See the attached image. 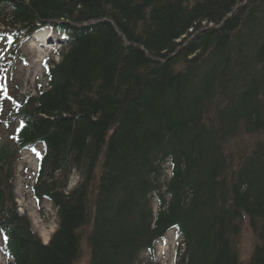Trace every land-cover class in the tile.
Here are the masks:
<instances>
[{"label":"trees","instance_id":"16d2710c","mask_svg":"<svg viewBox=\"0 0 264 264\" xmlns=\"http://www.w3.org/2000/svg\"><path fill=\"white\" fill-rule=\"evenodd\" d=\"M40 26L57 59L0 115L4 264H73L82 243L87 264H158L170 230L173 264H241L243 222L246 264H264V0H0L10 73ZM24 150L36 205L55 209L46 244L14 200Z\"/></svg>","mask_w":264,"mask_h":264},{"label":"rangeland","instance_id":"374dc122","mask_svg":"<svg viewBox=\"0 0 264 264\" xmlns=\"http://www.w3.org/2000/svg\"><path fill=\"white\" fill-rule=\"evenodd\" d=\"M40 38V36H39ZM42 39V38H41ZM4 41L0 40V115L5 116L10 108V103L18 98L21 93H34L35 85L44 84L42 60L56 59L55 53L56 42H38L33 38H29L21 42L19 52L25 56L24 62H19L13 73H10L8 61L10 59L5 56ZM4 56H1L3 55ZM15 77L20 83L17 95L12 91L11 78ZM15 97H14V95ZM0 138L5 139L9 134L10 128L0 126ZM254 138L242 136L234 141L228 142L227 151H234L235 144L237 147L248 149L253 143ZM36 168V159L30 151L22 152L20 161L17 162L16 179L14 181V197L18 206V212L25 214L29 220L31 228L41 238L43 243H46L56 227L55 209L50 203H44L42 206H37L30 192L29 186L32 184L33 174ZM77 181V176L73 173L69 180V187L73 186ZM178 238L169 231L162 242L155 246V261L158 264H173L174 256L177 249ZM256 239L247 227L245 222L242 223L240 234L236 240V248L241 259V264H246L250 255L253 244ZM88 250L82 243L78 257L73 264H87ZM5 263V259L0 253V264Z\"/></svg>","mask_w":264,"mask_h":264},{"label":"snow or ice","instance_id":"6c2138e0","mask_svg":"<svg viewBox=\"0 0 264 264\" xmlns=\"http://www.w3.org/2000/svg\"><path fill=\"white\" fill-rule=\"evenodd\" d=\"M5 239H6V237H5Z\"/></svg>","mask_w":264,"mask_h":264},{"label":"bare ground","instance_id":"6f19581e","mask_svg":"<svg viewBox=\"0 0 264 264\" xmlns=\"http://www.w3.org/2000/svg\"><path fill=\"white\" fill-rule=\"evenodd\" d=\"M41 35V34H40Z\"/></svg>","mask_w":264,"mask_h":264}]
</instances>
